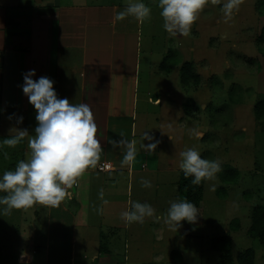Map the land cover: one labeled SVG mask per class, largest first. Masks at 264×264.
<instances>
[{
    "label": "crops",
    "instance_id": "crops-1",
    "mask_svg": "<svg viewBox=\"0 0 264 264\" xmlns=\"http://www.w3.org/2000/svg\"><path fill=\"white\" fill-rule=\"evenodd\" d=\"M128 2L0 0V108L3 112H11L13 119L17 115L24 118L21 123L9 127L4 125L7 117L2 113L0 130L10 135H4L6 132L0 134L12 136L17 129H27L19 160L29 158L28 139L35 135L36 111L21 85L23 73L35 69L33 79L40 76L51 78L58 98L67 97L70 103L90 105L102 148L96 166L79 176L76 186L66 189L67 195L58 207L37 204L27 208V214L25 209H13L10 214L0 215L1 226L7 222L15 227L12 228L15 229L12 232L14 244L8 240L0 243V264L200 263V250L190 255L184 238L192 230L202 228L204 198L197 206V220L180 222L189 224V229L183 233L180 227L170 228L163 219L155 221L149 217L143 224H126L120 216L122 211L130 208L132 201H147L156 210V215L163 216L169 202L179 199L178 185L183 172L179 167V154L190 147L191 139H196L187 132L195 124L188 118L197 116L196 102L189 104L193 98L179 95L174 102L168 100L173 97L169 94L165 100L162 94L154 93L153 82L140 80V61L146 60V56H140L144 23L129 16L114 26L112 24L114 14L123 10ZM153 2L147 0L145 3L157 7L159 0ZM209 7L212 5L206 4L204 8ZM190 43L188 50L192 47ZM148 44L145 42L144 45L147 47ZM162 58L167 60V56ZM187 62L190 61H183ZM162 67L169 71L165 74L176 73L172 65L169 68L163 63ZM184 86L195 90L192 81ZM260 121L253 115L255 133ZM217 130L201 137L208 141L207 159L221 162L227 159L224 157L227 155L228 165H221L223 171L233 168L239 172L237 168H241L240 172L252 173L253 178L264 171V168H256L258 165L252 153L251 157L242 153L228 154L222 140L225 132ZM261 130L264 132V127ZM145 131L153 136L154 141H159L152 152L141 148V143H150L143 140ZM121 134L125 139L135 141L137 154L130 164L122 163L124 145L114 147L111 143L122 139ZM7 147L0 140L1 168L8 157L11 161L7 167H12L11 162L15 159L13 152L6 151ZM100 162L110 163L112 169L99 171ZM141 177L151 181L150 189L140 186ZM262 187L264 184L255 187L257 193ZM257 205L264 209V204H255L254 207ZM23 223L27 226H21ZM247 236L249 239V233ZM250 239L259 243L254 237ZM190 240H194L193 236ZM166 244L168 246L164 247ZM229 252L233 259L230 264H233L236 259L231 256L232 251ZM219 261L211 264H219ZM254 261L255 254L252 264Z\"/></svg>",
    "mask_w": 264,
    "mask_h": 264
},
{
    "label": "rangeland",
    "instance_id": "rangeland-1",
    "mask_svg": "<svg viewBox=\"0 0 264 264\" xmlns=\"http://www.w3.org/2000/svg\"><path fill=\"white\" fill-rule=\"evenodd\" d=\"M222 2L223 0L221 3L213 4L212 0H208L207 4L212 7L204 8L199 13L189 35L175 37L170 36L163 29L159 6L152 7L148 3L151 16L143 22L147 26L143 24L141 28L143 44L140 56H146V60L140 61V80L153 82L154 93L162 94L165 100L169 94L173 97L168 100L174 102L179 95L193 98L189 104L196 102L197 116L188 118V121H195V124L193 123L188 132L187 129L184 132L191 135L190 130L195 126L196 130L207 137L210 131L214 133L218 132V128L223 129L225 136L222 140L223 144H226L228 154L235 156L242 153L251 157L252 153L258 165L256 168L262 170L264 132L261 128L264 127V117L256 124L255 133L252 125L254 112L252 114L251 107L257 102L264 101V0H241L238 11H235L232 19L227 22L223 19ZM145 42H149L147 45L149 50L144 45ZM9 43L8 41L6 44ZM188 43L190 46L192 44L193 48L190 47L188 50ZM187 53L189 56H185ZM162 56H167V60ZM185 59L190 61L187 62L190 65L189 75L193 73L197 77L196 80H190L195 83L193 91L190 86L188 88L184 86L181 77L177 79V73L180 76ZM163 63L169 68L172 65L176 73L165 74L169 71L162 67ZM187 112L183 120L186 119ZM2 113L7 117L4 125L12 127L17 123L11 112H3L0 108V116ZM188 115L192 116V113L188 112ZM224 124L227 126L225 127ZM0 132L6 131L0 130ZM4 135L10 134L6 132ZM8 137L10 136L0 134L1 141ZM205 138L191 139V141L186 139V141H190L189 146L195 147L201 156L207 159L208 141H205ZM23 143L24 139L16 146L6 148L8 153L13 152L15 159L11 162L13 166L7 167L11 161L8 157L6 164L0 167V175L3 174L4 169L14 170L23 152ZM218 154L220 156L221 152L218 151ZM224 157L227 159L221 160L223 166L228 165L229 160V156ZM237 170L239 172L233 168L228 169V172H231L230 175L227 174L228 176L240 175L234 182L222 180L224 179L222 169L217 173V179L207 181L203 188V226L201 229L192 230L190 235L184 238L190 255L193 251L200 250L199 264L219 261L221 257H218L225 253L226 249L232 251L231 256L235 259L237 253L250 249L255 254V264H264L263 247L256 240L250 239V235L248 239V233L246 235L251 227L254 205L264 204V188L262 187L259 193L255 189L264 184V171H260L261 174L258 173V176L253 178L252 173L240 172L241 168ZM211 184H215L216 187L212 189ZM25 213L27 214L26 209ZM21 226L27 224L23 223ZM13 227L7 222L2 226L0 224V243L3 241L7 243L8 240L14 244ZM188 229L187 222L180 224L181 233ZM192 236L194 240H190ZM233 264H237V261Z\"/></svg>",
    "mask_w": 264,
    "mask_h": 264
},
{
    "label": "clouds",
    "instance_id": "clouds-1",
    "mask_svg": "<svg viewBox=\"0 0 264 264\" xmlns=\"http://www.w3.org/2000/svg\"><path fill=\"white\" fill-rule=\"evenodd\" d=\"M207 3L208 0H159L163 29L173 37L189 35L193 23ZM212 3H221V0H212ZM240 3L241 0H223L225 22L232 19ZM129 16L142 23L150 18L151 9L144 0H129L123 10L114 14L113 26ZM35 75V69L23 73L21 85L24 95L36 111L35 135L28 139L29 158L19 160L14 170H6L0 175V215L37 204L58 207L67 195L66 189L87 169L96 166L102 152L90 105L70 103L67 97L58 98L53 86L55 82L47 76L33 79ZM23 119L22 115L16 116L17 123ZM190 131L196 138L203 136L196 129ZM26 135L27 129H17L16 134L5 138L3 143L14 147ZM121 137L111 143L114 147L124 145L122 163L130 164L137 154L135 141L125 139L122 134ZM143 140L150 141L141 143V148L149 152L154 151L159 143L148 131L143 133ZM179 155V167L186 178L192 177V185L215 181L217 173L222 170L219 160L203 158L195 147H189ZM139 183L142 188L152 187L151 181L144 177L140 178ZM210 187L214 189L216 185L211 184ZM155 211L147 201H132L130 208L122 211L120 216L126 224H143L149 217L155 221L163 219L170 228L177 229L181 221L195 222L199 214L196 205L187 198L170 201L163 216L156 215Z\"/></svg>",
    "mask_w": 264,
    "mask_h": 264
},
{
    "label": "trees",
    "instance_id": "trees-1",
    "mask_svg": "<svg viewBox=\"0 0 264 264\" xmlns=\"http://www.w3.org/2000/svg\"><path fill=\"white\" fill-rule=\"evenodd\" d=\"M263 36H264V28H263ZM263 39V38H262ZM168 58V57H167ZM189 64L184 63L181 67V82L186 85L192 79L196 80L197 77L193 75V73L189 75ZM196 77V78H195ZM195 84V83H194ZM254 118L255 120H260L264 116V101H260L254 104L253 107ZM228 170H224L221 172L224 176L222 179L225 182H234L236 180V176H228L231 172ZM192 177H185L183 172L180 174V180L178 185V197L179 199L187 198L191 202H193L196 207L199 205L202 199L204 182H202L199 186L192 185L190 183ZM250 237H254L259 240V243L264 248V209L261 206H255L253 212L251 214V227L248 230ZM226 252L222 254L219 264H230L232 259L230 257V249H226ZM253 251L250 249H246L237 253L236 261L237 264H252L253 262Z\"/></svg>",
    "mask_w": 264,
    "mask_h": 264
},
{
    "label": "built area",
    "instance_id": "built-area-1",
    "mask_svg": "<svg viewBox=\"0 0 264 264\" xmlns=\"http://www.w3.org/2000/svg\"><path fill=\"white\" fill-rule=\"evenodd\" d=\"M97 169L99 171H108V170H111L112 167H111V164L110 163H107V162H100L99 165L97 166ZM74 186L77 185V180L76 182L73 184Z\"/></svg>",
    "mask_w": 264,
    "mask_h": 264
}]
</instances>
